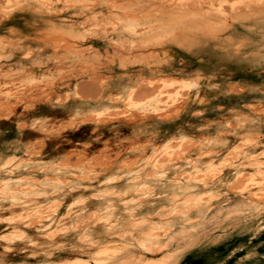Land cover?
Wrapping results in <instances>:
<instances>
[{
  "label": "rangeland",
  "instance_id": "obj_1",
  "mask_svg": "<svg viewBox=\"0 0 264 264\" xmlns=\"http://www.w3.org/2000/svg\"><path fill=\"white\" fill-rule=\"evenodd\" d=\"M58 1L60 2V4L62 6L65 7V5L67 3H74L76 0H58ZM211 1H214L215 7L213 10L210 11L209 9H207V5H206L207 0H122V1L121 0H113L112 2L106 4L105 7L101 8L97 15H94L92 17L93 21H95L96 23H99L100 27L102 28V31H100L96 34H93L91 38L85 37L84 39L81 38V36H83V35H79V33H78V30H77L78 29L77 28L78 23L76 21H73L71 23L72 30L60 29L55 24H53L52 22L48 21L49 24H47L44 22V20H41V19L28 20V21L23 20V19H16L14 22L19 23V21H20L19 24L18 23L16 24L14 22H11V24H10L9 23L10 22L9 17H7L6 14L5 15L2 14L0 11V52H1L0 53V82L2 83V81H7V83L9 85H14L16 87H19L20 93H25V92L32 90L36 94H42V93L47 92L48 95H50L55 91V88L59 87L61 82L69 83L71 80L76 79V83L78 84V85L76 84L77 85L76 89L79 93L80 98L82 99L81 104L83 106L82 107L83 111L84 110L88 111L87 114L81 118H73V117H70V115H66L64 113L58 112L56 109H54L55 108L54 106L43 101V99H41L42 101L39 100L40 97L37 96L36 101L39 100V102L32 104V108H33V105H35L34 106L35 108H33V111H35L36 113L41 115L43 117V121H41L39 123L38 122L32 123L31 120H28V116L21 114L22 113L21 110L20 111H13L14 107H12L10 105L9 101H5L3 98H1L0 99V123H3L4 126L3 125L0 126V128H1L0 134H3V135H0V146H1L0 156L2 155V157H0V170L2 168V170L0 171V175L3 177L5 175H7L8 173L10 174L11 170L13 169L12 170L13 172H17V176L19 175V172H20V175H19L20 178H22V176L24 178H25V176L26 177L28 176L27 177L28 179H26V178L24 180L22 179L23 181L26 180L25 183L28 184L27 189H26L27 191L25 193H27V194L32 193L33 194L34 192L31 191V190H33V188L31 189L32 186L34 187L35 192L42 193V194H39L37 196L39 198L41 197L43 199L40 198V200H38L39 198L36 197L37 203L40 206V207L39 206L37 207L39 209V211L43 208H44L43 209V211H44L45 208L48 206V208H46V209H48V211L45 210L44 212H49V211L53 210V208L57 209V211L59 212V217L61 216V218H63L65 216V213L67 211L68 212L66 214H69V215H66L65 216L66 218L69 216H71V218H74L73 216L75 214H76L75 217L81 214L80 218L79 217L76 218L77 223H80V222L84 223L83 226H87L92 231L91 232L92 238L97 239V240H95V242L96 241H98V242L102 241L101 239L105 236L104 232L108 230V227L116 226L118 224L117 222H120L123 224V222L125 221L126 225L124 227H127L128 229L126 228V230H125V228H124L122 233L124 232L126 234V236H124V233L123 234L121 233L120 236H122V237L124 236L122 239H126L125 237H127L128 240H126V241L121 240L122 242L120 243L119 241L121 238H119L118 235L110 236V239H112V240L114 239L113 243L115 242V244H112V248H113L112 250L114 251V249L115 250L117 249V251H116L117 253L115 252L114 254L109 256L107 258V260L106 259H100V258L94 259V258H89V257L85 256L86 260L89 261V264H96L97 262H98L97 264H100L101 262L99 263V261H101V260H102L101 264H107V263H109V264H264V212H262V214L258 215L260 212L255 208V206L253 204H251L249 202V200L244 195L241 194L240 190L239 191L237 190L238 192H236L235 189H240V183H241V181H239L240 179L235 180L234 182L228 184L230 187L229 190L227 189L228 185H225L224 187L219 188L216 192L218 198H216L215 202H214V200L210 201L209 203L211 205L209 207L207 206L206 210L204 209L206 206L204 208H201L202 210L197 208L198 212H199V210H201V212L203 210H205L201 214H199L200 212L199 213L196 212L197 209L195 211L194 206H191V207H194L192 209L193 211L190 210V208H191L190 206L189 207L187 206V208H185V209L183 208V210H180V208L182 209L181 206L184 207L185 204H180V203H182V201L181 202L172 201V197L170 198V196H172L171 195L172 192H170L168 184H164L160 187V189L156 190V192H155L156 196H154L153 199H152V197L149 198L150 196L149 197L146 195L143 196L140 194V193H142L141 191L139 192V191H135L133 189V185L130 182L132 179L131 178L132 176L130 177V175L137 173V172H139V173L141 172V174H143L144 178L141 179L140 182L143 183V182L147 181V182H145V184L146 183L149 184L150 182H151L150 183L151 185L153 184L151 179H149L151 176L150 174L153 173V171L149 167L150 162H151L150 159L152 160V155L154 157L156 155V153L159 152L158 150L164 148V143H162V142H163V138L167 134V131L166 130L161 131L158 129H153L152 128V122L151 121L148 122L147 118H145V122H144V120H142L143 121L142 122L141 121L142 118L140 119V117H142V116H139V115H142L144 111L143 110H139V111L134 110L132 107H130L128 100L120 101L119 99L113 98L114 99L113 100V102H114L113 108H111L110 110L105 112L104 120L101 121L102 124H98V122L96 121V117L94 116L95 114L91 111L94 108V106H96L98 104V102L101 98V91L103 89V86L106 83L105 79L112 76L114 71H119L118 68H120V67L118 66V63H123V62L130 63L129 61H132L135 64H133L132 66L126 65V66H124L125 67L124 69H132V72L129 74H133V73L135 74V77L133 78L135 80V84H134L135 89L133 90L134 92L132 95L133 96L132 99H134L135 102H138V104H143V106L146 107V106H148L149 103H151L154 99H157V98L159 99L161 106H165L167 104H173L177 98H179L181 100H185V101L188 100L187 90H179L178 89L179 85H181L182 82L177 80V79H179V76L175 75V74H177L176 72L180 71L188 63V59H187L186 55L180 54L179 50L176 48V43L179 40L185 38L187 36V33L183 29H174V30L168 29V32L161 33L160 29L158 28L159 22H161V20L166 18L169 14L173 13V11L175 12V11H179V10H185V8H186L188 14L196 15V16H198V18H201L202 20H204L206 22L209 21V22H212L213 24H215L214 26L216 28L214 29V32H212L211 34H213V33L218 34V33H222L226 29V27L223 25V21L220 17H222V18L224 17L223 19H229L228 17L230 15H231L230 17H232L235 13L234 11L236 9L237 10L239 9L238 10V16H237V19H239L241 17L243 18V17L255 15L258 12V10H260L259 6L264 8V0H211ZM5 6H7V1L6 0H0V8L1 7L4 8ZM180 6L184 7V8L180 9ZM252 8H254L255 10H253ZM250 9H252V10H250ZM127 14H128V16H127ZM37 20H39L40 23ZM30 21H32L31 24H33V22H34V24H33L34 27H35L36 23H37V26H40L44 22V24H42L41 26H43L45 28L43 29V27H40L41 28L40 29L38 27H35V29H34V27H32V25L30 23H28ZM135 22H137V23L139 22V24L152 23V25L156 26L155 29H153V31L151 33V35H153V37H150V34L145 33L146 32V30H145L146 26L143 28L141 26H139L136 28V31H137L136 34L126 35L123 40L117 39L116 36L118 35L119 32L117 31L116 28H112L113 25L115 26V24L118 25L120 23H135ZM14 24H15L16 28L12 27V26H14ZM29 25H31V27L34 29V32L37 31V33L32 32L33 29ZM24 26H28V27L25 28ZM11 27L14 30H12ZM23 27L26 30H24ZM40 30L44 31L45 33L41 32ZM25 31L27 33H24ZM39 31H40V33H39ZM177 32H179L181 35H179V33L177 34ZM42 33H44V34H42ZM18 34H20V35H18ZM22 34H24L26 37ZM71 34H73L74 37L71 36ZM76 35L79 36L78 37L79 39L77 38ZM156 35H159V36H156ZM13 36L17 37V39H15ZM18 37L20 40L18 39ZM11 38L13 40H11ZM17 40H19V41H17ZM146 40H147V42H146ZM13 42H14V44H13ZM15 42L18 44H16ZM23 44L26 46L25 48L22 47ZM198 55L199 54H196V56H198ZM215 55H217V54L215 53ZM5 56H8V57L10 56L11 59H6ZM153 59H155V65L153 68L143 67L141 65H138V64H143L144 62H150L151 60L154 61ZM74 61H76V62H74ZM167 63H168V65H167ZM100 64H101V66H104V65L105 66L101 69V68H99V67H101V66H99ZM117 66H118V68H117ZM167 67H168V69H167ZM105 70H107L108 73ZM101 72H102V74H101ZM110 74H112V75H110ZM169 75H170V77H168ZM199 75L201 77L203 75H204V77H206L205 76L206 74H204V73L199 74ZM164 76L168 77L169 80L174 79L175 82L173 80L171 82L174 83L175 85H172L171 87H165L166 83L164 80H162V77H164ZM191 77H193V75H189V76L184 75V78L186 81H188V79L190 81ZM204 77H202V78H204ZM176 80H177V82H176ZM246 81L252 82V80H245V84H244V82H242L243 84L242 83L240 84L238 81L234 82L235 84H233L232 89H233V91L234 90L236 91L235 92L236 97L240 98L244 95V91L242 89L243 86L247 87V88L250 87L249 84H248L249 86H246L247 85ZM183 83H185V82H183ZM186 83H188V82H186ZM88 85H89V88H88ZM85 87H87V88H85ZM99 92H100V94H99ZM86 93H89V94H86ZM177 93H179V94H177ZM97 94H99L100 96ZM62 98L63 99H61L62 100L61 101V107L66 108L70 104V100L67 98H64V97H62ZM42 102H44V103H42ZM37 103H38V105H37ZM211 109L214 112H216L217 109H220V108L219 107H211ZM10 113H14V114H10ZM128 114L138 115V116H136V115L135 116L139 118V119H137L138 122L140 121L138 123V125H135V124H134V126L129 125L132 129L131 130L130 127H128L129 131L131 130L130 131L131 133L128 132V129L123 130V131L119 130L120 132L117 130L119 133L116 132V130L110 131V129L104 130V132L101 131L103 129V126L108 127L114 119L120 118L121 116L128 115ZM219 115H222V114L218 113V114H213L212 116L205 117L204 118V125H206L208 127L220 125L217 121ZM5 116L8 117L9 121H7V118ZM9 116H11V117H9ZM13 116H15V118H13ZM24 116H26V117H24ZM186 116H189V114ZM215 116H217V117H215ZM70 118H72V119H70ZM61 119L62 120L64 119V120L60 123ZM211 119L213 120V122L210 121ZM4 120H6V121H4ZM23 120H25V122L29 126H26V123ZM26 120L29 121V124ZM23 122L25 125L23 124ZM128 122H130V121H128ZM141 122L144 123V125L143 124L141 125ZM10 123H11V125H10ZM19 123L20 124L22 123V124L20 125ZM65 123L67 125H65ZM210 123H211V125H210ZM189 124H191V125L189 126ZM192 124H194L193 121H190V120H187V119L180 117L178 120V123L175 126L176 127L179 126L178 129H180L181 127H182V129L184 128V131L186 129L185 132H183L182 129L178 130V132H180V133L183 132L182 134H184V133L185 134H191L194 131H197L199 129V126L194 124L195 127L197 126L195 128L194 126H192ZM231 124H236V122L232 121ZM19 125H20V128H18ZM71 126H74V128ZM57 127H59V128H57ZM233 127H234V125H233ZM233 129H235L234 131H236L237 126L235 125V128H233ZM5 131H6V133H5ZM66 131H67V133H65ZM100 131H101V133H100ZM102 132L104 133V135ZM219 132H220L219 135H223L222 131H219ZM231 133L232 132L228 133V136H230ZM233 134H234V136H233ZM93 135L95 137H93ZM107 135H109V136H107ZM237 136L238 135L233 132L231 135V140L235 141L236 139H238ZM77 137H78V139H76ZM93 139L96 141H92ZM146 140H148V141L146 142ZM90 141L92 144H93V142L95 144V146L93 144V148H92V146L89 147L91 145ZM160 143L163 147H161ZM156 144H158V145H156ZM237 144L240 145L239 142H237ZM35 145H36V147H35ZM142 145H144L143 146L144 148L141 147ZM150 146L151 147L156 146L155 147L156 149L159 148L154 153L155 155L154 154L151 155V158L149 155L150 152L148 151L151 148ZM12 147H13V149L11 152ZM94 147L96 150L94 149ZM98 147H101V148L98 149ZM133 147L134 148L137 147V148L134 149ZM145 147L147 148V150ZM130 149H133V150H130ZM226 149H228V148H226ZM226 149L224 151H226ZM231 149L232 148H230L226 152L229 153V151ZM81 150H82V152H80ZM90 150H91V153H90ZM143 150L146 151V152L144 151L145 153L143 152L144 156L142 154ZM147 151H148V153H147ZM24 152L25 153L28 152V154L26 153L27 155H23V156L19 155V153L21 154ZM94 152H96V153H94ZM134 152H135V154H134ZM16 154H18V155H16ZM87 155H88V157H87ZM140 156H142V157H140ZM84 157H86V158H84ZM90 157H92V158H90ZM135 157H136V159H135ZM139 157L140 158L145 157V158L139 159ZM22 158H23V160L20 161V159H22ZM14 159L16 161H18V164ZM137 160H139V162L140 161L141 162H140V165H138L137 168L134 169V170H136V172H135L133 169H131L132 168L131 162L132 161L136 162ZM148 160L150 162H147ZM24 161H25L26 165L22 166L24 164ZM80 161H83V162L80 163ZM27 162H29V163L31 162L32 164L30 163V165H29V164H27ZM19 163H20V165H19ZM83 163H84V165L85 164L86 165L84 166ZM67 165H68V167H67ZM79 165H80V168H83L82 167V165H83L84 168L87 167L88 170H91L94 172L93 176H92L93 181L90 183V185L93 184L92 186L94 188H92V187L88 188L89 186H82V184H83L81 182L82 180H80V179L77 180V179H75L76 177H73V176H76V174H79V171H80L79 170L80 168L78 167ZM17 166H18V168H17ZM42 166H44V167H42ZM123 166H125V167H123ZM6 167L8 169H6ZM25 167H27V168L24 169ZM30 167H32V168H30ZM57 167H59V168H57ZM89 167L90 168L93 167V168L90 169ZM145 167H147V168H145ZM4 170H5V172H4ZM8 170H10V171H8ZM32 170H36V171H32ZM116 170H118V172H116ZM38 171H40L41 174ZM149 171L151 173L148 176ZM179 171H181L179 168H172V169H170L169 174L171 176L175 175L176 173H177L176 175H181L182 172L180 173ZM42 172H45V173H42ZM28 174H30V175H28ZM42 174L43 175L45 174L46 177L43 176ZM49 174H50V176H49ZM118 174H119V176H117ZM67 175L68 176L71 175V177L67 178ZM29 176H30V178L32 177L31 179L33 181L40 179L39 180L40 182H38V180H37V184H35L36 181L33 182L29 178ZM96 176H97V178H96ZM33 177H34V179H33ZM45 178H47V179H45ZM50 178H54L55 180L53 181V179H50ZM60 178L63 179V181L65 179L64 182H66V181H69V182L64 183V182H62V180ZM94 178H96L98 181L95 180ZM146 178H148V179H146ZM28 180H30V181H28ZM111 180H112V182H111ZM31 181H32V183H31ZM107 181H109V184ZM117 182L119 183V185H117L118 184ZM105 183H107V184L105 185ZM36 185H38L39 187ZM70 185H73L74 189L72 187H70ZM127 185H128V187H127ZM46 186H48V187H46ZM100 186L103 187L104 190ZM105 186H107V187H105ZM124 186L127 188H125ZM29 187H30V189L28 190ZM55 187H57V188H55ZM79 187L80 188L82 187L83 189L81 188V190H79L80 189ZM121 187H122V189H124L125 193L122 192L123 190L121 189ZM235 187H237V188H235ZM65 188L67 189V191H70V192L68 193ZM95 188H98L99 190L95 189ZM39 189H42V190H39ZM84 189H86V190H84ZM87 189L89 191H87ZM90 189H93V190L90 191ZM125 189H126V191H125ZM107 190H110V191H107ZM101 191H102V193H101ZM134 191L136 192V194ZM226 191H229V192L226 193ZM130 192H133V193L130 194ZM159 192L161 194H159ZM52 193L55 195H52ZM78 193L81 196H79ZM163 195H165L164 197L167 198V199H165L166 201L163 200L164 199ZM72 196H73V198H71ZM116 196H117L118 200L114 199V198H116ZM32 197L33 196H30L29 198H32ZM107 197H109V198H107ZM121 197H122V199H121ZM157 197L159 198V200H160V198L163 200V201L160 200V201H162V203L164 201L166 203L162 204L159 201L161 203V204H159V202H156L158 200ZM59 198H60L61 202L63 201L61 204L59 202H57V201H60ZM85 198H86L88 203L84 200ZM88 198H90L91 200ZM104 198H106V199H104ZM147 198H149L150 200ZM46 199H49V200H46ZM72 199H74L75 201L74 200L72 201ZM119 199H120V201H119ZM95 200H96V202H95ZM90 201H91V203H90ZM105 201H108V203H110V204H106ZM124 201H126V202H124ZM135 201H137V202H135ZM207 201H209V200H207ZM39 202L42 204H40ZM122 202L124 203V205H122L123 204ZM148 202L149 203L151 202L150 203L151 207L149 206L150 204H148ZM167 202H170V203L167 204ZM49 203H50V205H49ZM119 203H120V205H119ZM129 203L132 205H130ZM154 203H155V205H154ZM54 204H55V206L57 205L56 206L57 208L54 207ZM72 204L74 205V207L71 206ZM141 204L142 205L146 204V206L142 207ZM158 204L161 205L160 208H159ZM170 204L171 205L173 204V206H171ZM129 205L131 206V208L129 207ZM6 206L5 207L0 206L1 208H4V209L0 208V250H2L3 247L5 248L6 245L7 246L9 245L7 248L8 250L7 249L6 250H7V252L9 251L11 257L14 260L13 261L14 263L18 264V262H19V264H23L25 261L34 263V262H38V261L47 260V258H48V259H50V260H48L49 263L57 264L59 262H62V260H66V259L71 258L72 253L70 252V250L73 249L74 245L77 244V241H75V240H77V238L73 234L69 235L66 238L67 240L65 241V243H61L63 245L64 244L66 245L64 247L65 249L63 248L64 250L61 249L63 251H59V249L56 250L57 252L51 251V252H49V253H51L50 256H48L49 254L47 251L41 250L40 251L41 253L38 252L37 255H35V257L32 256L30 249L24 245V242H23V241H25L24 238H20V239L17 238L16 239V238L12 237V235H13L12 232H13L14 228L16 226H22V224L20 222H17V221H23V219L18 220L20 218V217H17V216H20V215H18L19 213L16 210H14V212H13L14 208L12 206L11 207L7 206L10 209L9 208L5 209V208H7ZM69 206L71 208H69ZM79 206L81 209L79 208ZM102 206L103 207L107 206V207L103 208ZM118 206H119V208H118ZM137 206L139 207V209ZM162 206H164L165 208H163ZM76 207L79 209L76 210ZM83 207L85 210L82 209ZM92 207H97V208L93 209ZM99 207H100V209H99ZM128 207L130 209H132V208L134 209V211H133L134 214L130 218V219H133L132 222H134V223H132L131 220L129 219V217L127 216L128 211H130ZM153 207L157 208V209H154ZM174 207L179 210L178 213L173 212ZM150 208L151 209L153 208V209L151 210ZM60 209H61V211H60ZM68 209H71V210H68ZM105 209L107 210L106 212H105ZM109 209H111V210L109 211ZM120 209H123L125 212L121 211ZM149 209H150V211H149ZM158 209H160V210H158ZM161 209H165V211L163 210L165 213H163V211ZM28 210H30V211H28ZM28 210H25L27 212L26 215L28 213L32 214L31 212H32L33 208L32 209L30 208ZM65 210H67V211L65 212ZM118 210L120 211V213L122 212L123 214L118 213ZM157 210L159 211V213L160 212H162V213L159 214ZM185 210H188L187 211L188 213L185 212ZM43 211H41V212H43ZM93 211L96 212V214ZM194 211L197 214H193V213H195ZM23 212H21V213L25 214ZM76 212L77 213L79 212V213L77 214ZM92 212H93V215L91 214ZM168 212L171 213L172 215L169 214ZM85 213L87 215H85ZM180 213H183V214H180ZM184 213H185V215H184ZM186 213H187L188 217L186 216ZM16 214H17V216H16ZM124 214H127V215H124ZM142 214H144V215H142ZM26 215H23V216H26ZM106 215L109 216L110 219L105 224L99 218L106 216ZM145 215H147V216H145ZM158 215H159V217H158ZM160 215L163 217L161 218ZM179 215H181L180 216L181 218L178 217ZM89 216H91V218ZM170 216H172V217H170ZM182 216L183 217L186 216V217H184V222H183ZM145 217H147V218H145ZM173 217L178 218L179 221L176 220L177 223L173 224L172 222H175V219ZM116 218H117V220H116ZM127 218L129 219L128 220L129 222L126 221ZM135 218L137 219V221ZM149 218L151 219V221H153L154 219H155V221H153V223H152L149 220ZM164 218H166L165 219L166 221L164 220ZM188 218L190 219L191 222L190 221L186 222L187 221L186 219H188ZM87 219H90V220H87ZM118 219H120V220H118ZM145 219L149 220V221L147 220V222H146L147 224L145 222H141V220L146 221ZM170 219H172V220L170 221ZM251 219L253 221L252 225L254 223H256V221H257V224L253 228H249V226H250L249 224L251 223L250 222ZM255 219H258V220H255ZM84 220H86V221H84ZM138 220H140V222H138ZM193 220H195V221H193ZM88 221H89V223H87ZM95 221L99 226L97 224H95ZM99 221H101V222H99ZM156 221H158L159 223L158 222L156 223ZM164 221L166 223H167V221L171 222V224L173 226L175 224L177 226L175 225L174 227H172V225L170 223L166 224ZM163 222L165 223L164 225L162 224ZM16 223H18V224H16ZM102 223L105 225L103 226ZM141 223L143 224V226L141 225ZM154 223H155V227H154ZM130 224L132 225V227H130L131 226ZM133 224H134V226H133ZM89 225H92V226H89ZM106 225L107 226L109 225V226L106 227ZM137 225L142 226L141 230H139L138 232H137V230L140 229V227L137 228ZM147 225H149V226H147ZM150 225L153 229H156V231L158 229L159 232H156L153 229L152 230L148 229V228H151ZM156 225H157V227H156ZM166 225L167 226L169 225L170 227L168 226V228H166L167 227ZM93 226L94 227L97 226V227L94 228ZM146 226H147V228L144 229V227H146ZM261 226H262V228L260 229ZM90 227H92V228H90ZM98 227L99 228L102 227V228H100L101 229L100 231H98L99 230ZM105 227L107 228V230H104ZM164 227L168 230H169V228H171V229L167 232V230H165ZM257 227H259L258 230H257ZM129 228H130V230H129ZM159 228H161L163 230H160ZM254 228H255V230H254ZM135 229H137V230L135 231ZM143 230H147V231L144 232ZM95 231H97L98 233ZM127 231L128 232L130 231V233H127ZM160 231H162V233ZM8 232L9 233L11 232L10 233L11 235ZM134 232H135V234H133ZM139 232H141V233H139ZM253 232H254V234H253ZM5 233H8V234L6 235ZM154 233H155V235H153ZM128 234H131V236L132 235L133 236L130 237V235H128ZM159 235H161V236L164 235V236H163V238H161V236H159ZM148 236H150V237L152 236L151 237L152 239L149 238ZM4 237L6 239H8L9 241L5 240ZM9 237H10V239H9ZM85 237H87V236H85ZM39 238L40 237H36L37 240H39ZM71 238H73V239H71ZM87 238L91 239V237L90 238L87 237ZM147 238L150 239V241ZM12 239H15L16 242H15V240H12ZM68 239H70L69 240L70 242L68 241ZM84 239L85 238H83L82 240L85 241ZM136 239H137V241H136ZM139 239H140V242H139ZM146 239L148 240L147 243H146ZM154 239L155 240L157 239V240L155 241ZM151 240H152L154 246H152L153 244H152ZM83 241L81 242L82 244L86 243V241L85 242H83ZM6 242H11V243H6ZM123 242H127V243L124 244ZM116 243H118V244H116ZM138 243L139 244L142 243V244L138 245ZM148 243H150L151 245H148ZM156 243L160 246L158 247V245ZM82 244H81V247L85 246ZM98 244L96 243V245H98ZM69 245L70 246L72 245L71 248ZM155 245H156V249L154 248ZM117 246H119V247L122 246V248H119ZM141 246H142V248H141ZM150 246H151V248H150ZM21 247H24V248H21ZM66 247H68V248H66ZM23 249H24V251H23ZM18 251H20V252H18ZM42 251L44 252V255L42 254L43 253ZM246 252H247V254H246ZM95 260H98V261H95Z\"/></svg>",
  "mask_w": 264,
  "mask_h": 264
},
{
  "label": "bare ground",
  "instance_id": "obj_2",
  "mask_svg": "<svg viewBox=\"0 0 264 264\" xmlns=\"http://www.w3.org/2000/svg\"><path fill=\"white\" fill-rule=\"evenodd\" d=\"M6 1H7V6H5L4 8L1 7L0 11L2 14H4V15L6 14L7 17H9V21H10L9 23L10 24H11V22H14L16 19H23V20H27V21L28 20L41 19V20H44V22L47 24H49V22H52L53 24H55L60 29L72 30L71 23L73 21H76L78 23V27H77L78 29L77 28L76 29L78 30L79 35L84 36V37L81 36V38L84 39L85 37L91 38L93 34H96L100 31H102V28L100 27L99 23H96L95 21H93L92 17L94 15H97L101 8L105 7L106 4L112 2L113 0H76L74 3H67L65 5V7L62 6L58 0H6ZM206 5H207V9H209L210 11L213 10L215 7L214 1H211V0L210 1L207 0ZM181 8H184V7L180 6V9ZM252 9L255 10L254 8H252ZM252 9H250V10H252ZM259 9L260 10H258V12L255 15H251V16L243 17V18L241 17L239 19H237L239 9L238 10L236 9L234 11L235 12L234 15L232 17H230L231 15L228 17L229 19H223L224 17L223 18L220 17L222 19L223 25L226 27V29L222 33H218V34H216V33L211 34L212 32H214V29L216 28L214 26L215 24H213L212 22H209V21L206 22V21L202 20L201 18H198V16H196V15L188 14L186 8H185V10H179V11H175V12L173 11V13L169 14L166 18H164L163 20H161V22H159L158 28L160 29L161 33L168 32V29H171V30L172 29L173 30L174 29H183L187 33V36L185 38L179 40L176 43V48L179 50L180 54L186 55V57L188 59V63L180 71L176 72L177 74H175L176 76L177 75L179 76V79H177L176 77L175 78L177 80H179L180 82H182V84L179 85L178 89L179 90H187L188 100H186V101L177 98L173 104H167L165 106H161V103H160L159 99L157 98V99H154L151 103H149L148 106H146V107H144L143 104H138V102H135L134 99H132L133 98L132 95L134 92L133 90L135 89L134 88L135 80L133 79L135 77V74L134 73H133L134 75L129 74L132 72V69H124L125 68L124 66H126V65L132 66L133 64H135L132 61H129L130 63H126V62L118 63V66L120 68H118V66H117V68L119 69V71H114L113 75L110 74L112 76L105 79L106 83L103 86V89L101 91V98H100L98 104L96 106H94V108L91 110L95 114L94 116L96 117V121L98 122V124H102L101 121L104 120L105 112L110 110L111 108H113V105H114V102H113L114 99L113 98H116V99H119L120 101L128 100L130 107H132L134 110H138V111L143 110L144 111L143 114L139 115V116H142V117H140V119L142 118L141 121L144 120V122H145V118H147L148 122L149 121L152 122V128L153 129H158L161 131L162 130L167 131V134L163 138V142H162V143H164V148L160 149L161 151L158 150L159 152H157L155 155L154 153L159 148L156 149L155 148L156 146H152V147L150 146L151 148L150 147H149L150 149L148 148L149 149L148 151L150 152L149 153L150 158H151L152 154L155 155L154 157L152 155V160L150 159L151 162L149 160L147 161V162H150L149 167L153 171V173H151L150 171L148 172V176L151 173L150 174L151 176L149 179H151L153 184L151 185L150 184L151 182L149 184H147V183L145 184V182H147V181L141 183L140 182L141 179L144 178L143 174H141V172L140 173L139 172H137V173L133 172L134 174L130 175V177L132 176L131 177L132 179L130 182L133 185V189L135 191H139V192L141 191L142 192V193H140L141 195H143V196L146 195L148 197L150 196L149 198L152 197V199H153V197L156 196V194H155L156 190L160 189V187L162 185L168 184L169 190H170V192H172L171 193L172 196H170V198L172 197V201H174V202H178V201L181 202L182 201V203H180V204H185L184 207L181 206L182 209L180 208V210H183V208L184 209L187 208V206L188 207L194 206L195 211L197 208L201 209V208H204L206 206L204 208L206 210L207 206L209 207L211 205L209 202L212 200H214V202H215L216 198H218L216 192L219 188H222L225 185H228V184L234 182L235 180L240 179L239 180V181H241L240 189H235L236 192H238L240 190L241 194L244 195L249 200V202L251 204H253L255 206V208L260 212L258 215H260V214H262V212H264V8L259 6ZM128 14H127V16H128ZM37 21L39 22V20H37ZM31 22L32 21H30L28 23L31 24ZM44 22L43 23L41 22V23L44 24ZM14 23H16V22H14ZM19 23H20V21H19ZM33 24H34V22H33ZM33 24H31L32 27H34ZM31 25H29V26L31 27ZM41 25L37 26V23H36L35 27H38V28L43 27ZM139 26H141L142 28L146 26V28H145L146 32L145 33H148V34H150V37H153V35H151V33H152L153 29H155L156 26L152 25V23H149V24H144V23L139 24V22L138 23L137 22H135V23H120L118 25L115 24V26L113 25L112 28H116L117 31L119 32L118 35L116 36L117 39L123 40L126 35L136 34V32H137L136 28ZM12 27H15V24ZM24 27L26 28L28 26H24ZM35 27H34V29H35ZM25 28H24V30H26ZM44 28L45 27H43V29ZM34 29L32 30V32H34ZM12 30H14V29L12 28ZM40 31H39V33H40ZM41 32H44V31H41ZM24 33H27V32L25 31ZM34 33H37V31ZM44 33H42V34H44ZM178 33L179 32H177V34ZM18 35H20V34H18ZM22 35H24V34H22ZM179 35H181V34L179 33ZM71 36H73V34H71ZM76 36H77V38L79 37L78 35H76ZM156 36H159V35H156ZM12 38H11V40H13ZM14 38L17 39V37H14ZM18 39H19V37H18ZM19 40H17V41H19ZM146 42H147V40H146ZM13 44H14V42H13ZM16 44H18V43H16ZM22 47L25 48L26 46L23 44ZM215 53L217 55H215ZM196 54H199V55L196 56ZM5 58L11 59L10 56L9 57L5 56ZM153 60L154 61L151 60L150 62H144L143 64H138V65H141L143 67L153 68L155 65V59H153ZM74 62H76V61H74ZM167 65H168V63H167ZM99 66H101V64ZM104 66H101L99 68L102 69ZM167 69H168V67H167ZM105 71H107V70H105ZM107 73H108V71H107ZM203 73L206 74L205 75L206 77H204V75L202 76L204 78H202L199 75V74H203ZM101 74H102V72H101ZM184 75H187V76L193 75V77L190 78L191 79L190 81H189V79H188V81H186L184 78ZM164 77H162V80H164L166 83L165 87H171L172 85H175L174 83L171 82L172 80L174 81V79H172V80L168 79V77H170V75L168 77H165V78ZM177 80H176V82H177ZM245 80H252L253 83L251 81L250 82L246 81L247 82L246 86L250 85V87L247 88V87H244L242 85L244 95L242 97L238 98V97H236V95H235L236 91L235 90L233 91L232 86H233V84H235L234 83L235 81H238L240 84L242 82H244V84H245ZM183 82H185V83H183ZM186 82H188V83H186ZM76 84H77L76 79L71 80L69 83L61 82L59 87L55 88V91L52 94L48 95L47 92L42 93V94H36L32 90L25 92V93H20L19 87H16L14 85H9L7 83V81H2V83L0 82V99L3 98L5 101H9L10 105L12 107H14L13 111H20L21 110L22 111L21 114L28 116V120H31L32 123H37V122L39 123V122L43 121V117L41 115H39L38 113H36L35 111H33V108H35L34 107L35 105H33V108H32V104L39 102V100H41V99H43V101L47 102L48 104H51L52 106H54L55 107L54 109H56L58 112L64 113L66 115H70V117H73V118H81L84 115H86L88 111H85V110L83 111V108H82L83 106L81 104L82 99L80 98L79 93L76 89V86L78 85V84L77 85ZM85 88H87V87H85ZM88 88H89V85H88ZM86 94H89V93H86ZM99 94H100V92H99ZM99 94H97V95H99ZM177 94H179V93H177ZM37 96H39L40 99L36 101ZM62 97L70 100V104L66 108L61 107V101H62L61 99H63ZM42 103H44V102H42ZM37 105H38V103H37ZM211 107H219L220 109H217V111L214 112L211 109ZM187 113L189 114V116H186V115H188ZM218 113L222 114V115H219V117L217 119V121L220 125L211 126V127L204 125V118L205 117L212 116L213 114H218ZM10 114H14V113H10ZM135 115L136 114H128V115H123L120 118H116L111 122V124L108 127L103 126V129L101 131L104 132V130L110 129V131L116 130V132H118L119 130H122V131L127 130L128 127H130L129 125H131V126L132 125L134 126V124L138 125V123L140 121L138 122V120H137V119H139L138 117H136L138 115H136V116ZM11 116H9V117H11ZM26 116H24V117H26ZM5 117L7 118V121H9L8 117L7 116H5ZM180 117L187 119V120H190V121H193L194 124L199 126V129L197 128L198 130L194 131L191 134H185L184 133L185 134L184 135L182 133L185 132L186 129L184 131V128L182 129V127H181L180 129H182L183 132L182 133L178 132V130H180V129H178L179 126L176 127L175 125L178 123V120ZM215 117H217V116H215ZM13 118H15V116H13ZM70 119H72V118H70ZM28 120H26V121L29 124ZM63 120L61 119L60 123ZM4 121H6V120H4ZM23 121L25 122V120H23ZM128 121H130V122H128ZM210 121L213 122L212 119ZM232 121H235L236 124H231ZM24 122H23V124H24ZM142 122H141V125L142 124L144 125V123H142ZM0 124H1L0 126H2V125L4 126L3 123H0ZM194 124H192V126H194ZM10 125H11V123H10ZM20 125L18 128H20ZM65 125H67V124L65 123ZM190 125L191 124H189V126ZM210 125H211V123H210ZM233 125H234V127H233ZM235 125L237 126L236 131H234L235 129H233V128H235ZM26 126H29V125H27V123H26ZM71 127L74 128V126H71ZM57 128H59V127H57ZM130 129H131V127H130ZM0 130H1V128H0ZM101 131H100V133H101ZM130 131L128 129V132H130ZM219 131H222L223 135H219V133H220ZM230 132L236 133L238 135L237 136L238 139H236L235 141L231 140L232 133L230 134V136H228V133H230ZM5 133H6V131H5ZM65 133H67V131ZM0 135H3V134H0ZM103 135H104V133H103ZM107 136H109V135H107ZM233 136H234V134H233ZM93 137H95V136L93 135ZM76 139H78V137ZM92 141H96V140L93 139ZM147 141L148 140H146V142ZM237 142H239L240 145H238ZM90 144L91 145L89 147L92 146V148H93L94 142L92 144L90 141ZM156 145H158V144H156ZM160 145H161V143H160ZM94 146H95V144H94ZM143 146L144 145H142L141 147L144 148ZM35 147H36V145H35ZM161 147H163V146L161 145ZM0 148H1V146H0ZM99 148H101V147H98V149ZM136 148L137 147H135L134 149H136ZM226 148H228V149H226ZM230 148H232V149L229 151V153H227L226 151L229 150ZM12 149H13V147L11 148V152H12ZM94 149H95V147H94ZM225 149H226V151H224ZM130 150H133V149H130ZM146 150H147V148H146ZM144 151L145 150L142 151V154ZM148 151H147V153H148ZM80 152H82V150ZM96 152H94V153H96ZM26 153L28 154V152H26ZM26 153L25 152L21 153V154L19 153V155L20 156L27 155ZM90 153H91V150H90ZM134 154H135V152H134ZM16 155H18V154H16ZM88 155H87V157H88ZM143 156H144V154H143ZM0 157H2V155ZM140 157H142V156H140ZM140 157H139V159L145 158V157H143V158H140ZM84 158H86V157H84ZM90 158H92V157H90ZM135 159H136V157H135ZM22 160H23V158L20 159V161H22ZM16 162L18 164V161H16ZM81 162H83V161H80V163ZM133 162L134 161L131 162V165H132L131 169L134 170L137 168L138 165H140L141 161L139 162V160H137L136 162H134V163ZM30 163L27 162V164H29V165H30ZM19 165H20V163H19ZM25 165H26V163L24 161V164L22 166H25ZM83 165H84V163H83ZM83 165H82L83 168H80V165L78 166L80 168L79 174H76V176H73V177H76L75 179H77V180H79V179L82 180L81 181L83 183L82 186H89L88 188H91V187L94 188L92 186L93 184L90 185V183L93 181L92 176H93L94 172L91 170H88L87 167L84 168V166L86 164L84 166ZM42 167H44V166H42ZM67 167H68V165H67ZM123 167H125V166H123ZM17 168H18V166H17ZM26 168L27 167H25L24 169H26ZM30 168H32V167H30ZM57 168H59V167H57ZM92 168H90V169H92ZM145 168H147V167H145ZM172 168H179L181 170L179 172L180 173L182 172V174L176 175L177 174L176 173L175 175L171 176L169 174V171ZM6 169H8V168L6 167ZM1 170H2V168H1ZM5 170H4V172H5ZM12 170H11L10 174L8 173L7 175H5L3 177L0 175V178H1L0 179V206H3V207H5L6 205L10 206V207L12 206L14 208L13 212H14V210H16L19 213L18 215H20V216H17V214H16L17 217H20L18 220L23 219V221H17V222H20L22 224V226H16L14 228V230L12 229L13 230L12 237L16 238V239L17 238L18 239L24 238L25 239V241H23L24 245L30 249L32 256L35 257V255H37V253L40 252L41 250L47 251L49 254L48 256H50L51 253H49V252H51V251H56L58 249H59V251H63L65 249L64 247L66 245L65 244L63 245L61 243H65V241L67 240L66 238L69 235L73 234L77 238V240H75V241H77V244L74 245L73 249H71V250L69 249L70 252L72 253L71 258L66 259V260H62V262H59L57 264H89V261L86 260L85 256H87L89 258H94V259L100 258V259H106L107 260V258L109 256H111L112 254H114L117 251V249L116 250L114 249V251L112 250L113 249L112 244H115V242L113 243L114 239L113 240L110 239V236L118 235V237L121 238L119 241L120 243L122 242L121 240H125V241L128 240L127 237H125L126 239H122L124 236H126V234L124 232H123L124 236L123 237L120 236L123 229L125 228V230H126V228H127V227H124L126 225L125 221L123 222V224L120 222H117L118 224L116 226H113V227H108L109 225L108 226L106 225V227H108V230L105 227L104 230H107V231L104 232L105 236L102 239L100 238L102 241H99V242L96 241L95 242V240H97V239L92 238V236H91L92 231L87 226H83L84 223H81V222L77 223L76 218H78V217L80 218L81 214L76 216V217H75L76 214L74 216L72 215L74 218H71V216H69L70 218L69 217L66 218L65 216L69 215V214H66L68 211L65 210V212L66 211L67 212L65 213V216L63 215L64 217L61 218V216L59 217V212L57 211V209L53 208V210H51L49 212H44L45 210L48 211V209H46V208H48V206L45 208L44 211H43V209H44L43 207H42L43 209H41L39 211V209L37 208L39 206V204L37 203V198H39V197L37 195L42 194V193L35 192L33 186L31 187V189L33 188V190H31L34 192L33 194L32 193H28V194L25 193L27 191L26 189H27L28 184L25 183L26 180L25 181H23V180L25 178L28 179L27 178L28 176L26 177L25 176L26 174H25L24 175L25 178L23 176H22V178H20L19 177L20 172H19V175L17 176V172H13ZM8 171H10V170H8ZM32 171H36V170H32ZM134 171L136 172V170H134ZM38 172H40V171H38ZM116 172H118V170H116ZM42 173H45V172H42ZM40 174H41V172H40ZM28 175H30V174H28ZM43 176L46 177L45 174ZM49 176H50V174H49ZM117 176H119V174ZM68 177H71V175H69V176L67 175V178ZM29 178H30V176H29ZM96 178H97V176H96ZM96 178H94V179L97 180ZM33 179H34V177H33ZM45 179H47V178H45ZM50 179H53V181L55 180L54 178H50ZM146 179H148V178H146ZM37 180H34V181H36L35 184H37ZM39 180H38V182H40ZM61 180H62V182L65 181V179H64V181H63V179H61ZM28 181H30V180H28ZM32 181H31V183H32ZM66 182H69V181H66ZM66 182H64V183H66ZM107 182L109 184V181H107ZM111 182H112V180H111ZM106 184L107 183H105V185ZM117 185H119V183ZM36 186H38V185H36ZM46 187H48V186H46ZM70 187L73 188V185H70ZM105 187H107V186H105ZM127 187H128V185H127ZM127 187H125V188H127ZM227 187H228L227 189L229 190V188H230L229 185ZM237 187H235V188H237ZM55 188H57V187H55ZM81 188L79 190H81ZM101 188H103V187H101ZM29 189H30V187L28 188V190ZM95 189H98V188H95ZM121 189H122V187H121ZM39 190H42V189H39ZM84 190H86V189H84ZM92 190L93 189H90V191H92ZM103 190H104V188H103ZM122 190H123L122 192H124V189H122ZM66 191H67V189H66ZM87 191H89V190L87 189ZM107 191H110V190H107ZM125 191H126V189H125ZM67 192L69 193L70 191H67ZM228 192L229 191H226V193H228ZM101 193H102V191H101ZM131 193H133V192H130V194ZM135 194H136V192H135ZM159 194H161V193L159 192ZM52 195H55V194L52 193ZM78 195H79V193H78ZM30 196H33V197L29 198ZM79 196H81V195H79ZM164 196L165 195H163V197ZM122 197H121V199H122ZM40 198L38 200H40ZM60 198H59V200H60ZM71 198H73V196ZM90 198H88V199H90ZM107 198H109V197H107ZM149 198H147V199H149ZM41 199H43V198H41ZM74 199H72V201ZM104 199H106V198H104ZM114 199L118 200L117 196ZM165 199H167V198L164 197L163 200H165ZM206 199L209 201H207ZM46 200H49V199H46ZM84 200L87 202L86 198ZM160 200H162V199L160 198ZM160 200L158 198V200L156 202H159ZM119 201H120V199H119ZM162 201H160V202L162 203ZM165 201L163 203H166ZM57 202H59L61 204L63 201L61 202V200H60ZM95 202H96V200H95ZM124 202H126V201H124ZM135 202H137V201H135ZM160 202H159V204H161ZM90 203H91V201H90ZM105 203L110 204V203H108V201H105ZM150 203L148 202V204H150ZM168 203H170V202H167V204ZM40 204H42V203H40ZM49 205H50V203H49ZM119 205H120V203H119ZM122 205H124V203ZM130 205H132V204H130ZM130 205H129V207L131 208ZM154 205H155V203H154ZM56 206L54 204V207H56ZM71 206L74 207L73 204ZM143 206H146V204L142 205V207ZM149 206L151 207V204ZM160 206L161 205H159V208H160ZM171 206H173V204ZM100 207H99V209H100ZM106 207H103V208H106ZM162 207L165 208L164 206H162ZM194 207H191L190 210H192ZM8 208L9 207H7L5 209H8ZM30 208L31 209L33 208L32 212H31L32 214L28 213L26 215L27 212L25 210H28ZM69 208H71V207L69 206ZM79 208H80V206H79ZM79 208L76 207V210ZM92 208L94 209L97 207H92ZM118 208H119V206H118ZM130 208H129L130 211H128V215L124 214V215H127L129 217V219L134 214V212H133L134 209L132 208L133 209L132 210ZM1 209H4V208H1ZM82 209H84V207ZM138 209H139V207H138ZM150 209H149V211H150ZM154 209H157V208H154ZM198 209L196 212L197 213L200 212L199 214H201L203 211H205V210H203L201 212V210H202L201 209L198 212ZM68 210H71V209H68ZM110 210L111 209H109V211ZM120 210L124 211L123 209H120ZM158 210H160V209H158ZM161 210L165 211V209H161ZM177 210L178 209L174 207L173 212L178 213L179 210L178 211ZM28 211H30V210H28ZM41 211H43V212H41ZM60 211H61V209H60ZM106 211L107 210L105 209V212ZM164 211H163V213H165ZM187 211L188 210H185V212H187ZM21 212H23L25 214H22ZM93 212L91 213L92 215H93ZM196 212L193 214H197ZM86 213H85V215H87ZM94 213L96 214V212H94ZM118 213H120L119 210H118ZM158 213H159V211H158ZM160 213H162V212H160ZM187 213H186V216H187ZM169 214H171V213H169ZM180 214H183V213H180ZM23 215H26V216H23ZM142 215H144V214H142ZM147 215H145V216H147ZM184 215H185V213H184ZM91 216H89V217L91 218ZM180 216L181 215H179L178 217L181 218ZM186 216H184V217H186ZM158 217H159V215H158ZM162 217L163 216H161V218ZM170 217H172V216H170ZM184 217L182 216L183 222H184ZM145 218H147V217H145ZM99 219L106 224V222L110 219V217L106 215V216H103ZM129 219L127 218L126 221H128ZM165 219L166 218H164V220ZM174 219H175V222H172L173 224L177 223L176 220L179 221V219L176 217ZM87 220H90V219H87ZM116 220H117V218H116ZM118 220H120V219H118ZM130 220H131V222L133 221V219H130ZM142 220H141V222L146 223L148 219H145L146 221H142ZM149 220L151 221L150 218H149ZM171 220L172 219H170V221ZM186 220H185L186 222L190 221L189 218ZM255 220H258V219H255ZM84 221H86V220H84ZM96 221H95V224H97ZM101 221H99V222H101ZM136 221H137V219H136ZM153 221H155V219ZM153 221H151V222L153 223ZM193 221H195V220H193ZM138 222H140V220H138ZM157 222L158 221H156V223ZM164 222L162 223L163 225L166 223V222L165 223ZM250 222L251 223L249 224L250 225L249 228H253L257 224V221H256V223H254L252 225V223H253L252 219L250 220ZM87 223H89V221ZM132 223H134V222H132ZM167 223L171 224V222H168V221H167ZM16 224H18V223H16ZM105 224L102 223L103 226ZM141 225L143 226L142 223H141ZM141 225L140 226L137 225V228L140 227V229H138V230L135 229V231L137 230V232H138L139 230H141V227H142ZM89 226H92V225H89ZM133 226H134V224H133ZM147 226H149V225H147ZM147 226L144 227V229L147 228ZM168 226L166 228H168ZM174 226L172 225V227H174ZM96 227H94V228H96ZM130 227H132V225ZM150 227H151V225H150ZM154 227H155V223H154ZM156 227H157V225H156ZM90 228H92V227H90ZM100 228H102V227H100ZM100 228L98 231L101 230ZM166 228L164 227V229L167 230V232L171 229V228H169V230H168ZM258 228L259 227H257V230H258ZM261 228H262V226L260 227V229ZM148 229L152 230L153 228L151 227ZM159 229L163 230L161 228H159ZM129 230H130V228H129ZM153 230L156 231V229H153ZM254 230H255V228H254ZM143 231L145 232L147 230H143ZM95 232H97V231H95ZM156 232H159L158 229ZM160 232L162 233V231H160ZM8 233H5V234L7 235ZM127 233H130V231L129 232L127 231ZM139 233H141V232H139ZM133 234H135V232ZM253 234H254V232H253ZM128 235H130V237L133 236V235L131 236V234H128ZM153 235H155V233ZM85 236H87L89 238L91 237V239H88ZM159 236H161V235H159ZM163 236L164 235H162L161 238H163ZM36 237H40L39 240H37ZM148 237L151 238L150 236H148ZM83 238H85L84 240L86 241V243H84V244L81 243L83 241L82 240ZM9 239H10V237H9ZM71 239H73V238H71ZM147 239H146V243L148 240L150 241V239H148V240ZM5 240H8V239L5 238ZM12 240H15V239H12ZM69 240L70 239H68V241ZM85 241H83V242H85ZM136 241H137V239H136ZM15 242H16V240H15ZM139 242H140V239H139ZM151 242H152V240H151ZM6 243H11V242H6ZM96 243L97 244L99 243V244L96 245ZM123 243L126 244L127 242H123ZM150 243H148V245H151ZM81 244L85 245V246L81 247ZM116 244H118V243H116ZM141 244L138 243V245H141ZM152 244H153V242H152ZM8 246L6 245L5 248L2 246L3 248H2V250H0V264H16L13 262L14 260L11 257L9 251L7 252ZM71 246H70V248H71ZM152 246H154V244ZM159 246L160 245H158V247ZM117 247H119V246H117ZM21 248H24V247H21ZM66 248H68V247H66ZM119 248H122V246H120ZM141 248H142V246H141ZM150 248H151V246H150ZM154 248L156 249V245ZM61 249H63V250H61ZM23 251H24V249H23ZM18 252H20V251H18ZM247 252H246V254H247ZM42 254L44 255V252ZM48 260H50V259L47 258V260L38 261V262H34V263L25 261L23 264H53V263H49ZM95 261H98V260H95ZM100 262L102 263V260L99 261V263ZM18 264H19V262H18ZM107 264H109V263H107Z\"/></svg>",
  "mask_w": 264,
  "mask_h": 264
}]
</instances>
